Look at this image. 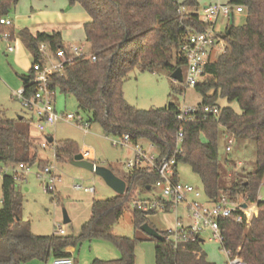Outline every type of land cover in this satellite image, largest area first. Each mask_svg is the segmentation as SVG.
Here are the masks:
<instances>
[{"label": "trees", "instance_id": "obj_1", "mask_svg": "<svg viewBox=\"0 0 264 264\" xmlns=\"http://www.w3.org/2000/svg\"><path fill=\"white\" fill-rule=\"evenodd\" d=\"M70 6L79 5L90 21L83 26L85 42L90 54L65 64L62 71L50 77V90L72 96L82 118L89 124H98L106 136L121 138L128 135L131 144L146 141L159 157L188 165L199 178L204 195L210 201L220 196L236 200L238 196L256 203L259 214L248 225L237 224L234 217L221 218L218 226L222 241L220 249L228 259L240 258L243 264H264V202L257 201L264 188V0H230L234 7H242L245 22L241 26L228 25L225 47L216 59L204 68V79L195 85L201 102L185 122L179 120L180 109L169 104L163 109L137 110L128 105L123 85L133 70L153 72L160 69L171 75L184 62L180 47L187 29L203 32L207 25L200 22L196 0H66ZM19 0H0V19L6 17ZM186 13L180 16L179 8ZM13 35L12 27L0 25V36ZM21 42L30 52L34 63L43 56L39 45L47 43L49 51L67 55V46L61 34L19 33ZM92 57L95 60H92ZM183 71V70H182ZM32 68L23 77L22 88L29 96L35 91ZM55 97V96H54ZM224 101L227 106L221 107ZM235 103L237 113L231 104ZM216 108L218 116L205 113V108ZM192 117V120H191ZM31 121L20 117L6 119L0 114V164L29 167L38 162L41 170L48 163L38 161L37 148L30 135ZM181 131L182 142L176 147V136ZM221 137L254 140L256 169L230 187H220L218 145ZM54 142V141H53ZM72 143L61 142L55 149V158L74 150ZM126 191L103 201H93L88 222L79 238H110L122 256L118 260H94L91 264H135V247L139 239L118 238L111 229L119 222L125 206L140 200L155 182L153 175L143 170L130 171L123 178ZM0 209V264L46 263L50 258L71 257L79 238L35 236L20 216L21 193L13 176L2 179ZM148 216L133 210V226L139 230ZM165 238L169 230L160 233ZM156 264H215L208 260L204 241L192 236L176 245L172 240H153Z\"/></svg>", "mask_w": 264, "mask_h": 264}, {"label": "rangeland", "instance_id": "obj_2", "mask_svg": "<svg viewBox=\"0 0 264 264\" xmlns=\"http://www.w3.org/2000/svg\"><path fill=\"white\" fill-rule=\"evenodd\" d=\"M31 1V0H30ZM184 1V0H180ZM41 7V16L37 18V13L29 3L19 0L12 8L7 18L19 13L18 27L14 32V40L10 43L14 51L6 53V43L0 41V114L6 119L15 120L19 117L26 121H31V115L25 111L15 94L22 89V77L29 76L33 65V58L30 52L21 42L19 33L27 30L35 35L37 28L56 31L61 34L62 43L65 46L72 44L76 47H84V53L90 54V46L85 42L83 25L87 21L86 12L79 6H70L66 0H45ZM198 3V14L202 17L203 8L209 5H228L230 0H196ZM38 9V7H36ZM40 9V8H39ZM39 20V21H38ZM245 22V13L234 14L233 25L241 26ZM13 23V21H12ZM229 20L218 17L215 31L218 35H224ZM222 44L225 46L224 41ZM217 56H212L216 59ZM184 77V66L182 68ZM182 77V78H183ZM124 99L128 105L137 110L163 109L169 104H173L182 109L195 108L200 102V95L194 88L185 87L182 83L173 81L170 74L157 69L153 72H141L133 70L129 73L123 85ZM221 107L227 106L226 102L220 103ZM237 113L238 106L230 105ZM55 108L59 113L72 114L75 117L81 114L75 99L72 96H64L59 93L55 95ZM30 135L32 141L40 139V134L35 129L34 124L30 125ZM44 137H52L53 143L47 148H42L34 144L37 148V159L48 163L60 182L55 183V190L46 192L45 187L48 176L42 173L38 162L29 166L28 171L19 175L16 188L21 193L22 208L21 219L29 225L30 232L35 236H51L60 227L63 236L79 238L82 227L90 218V211L93 201H103L116 196V194L105 184L99 176L72 166L69 161L75 155L69 151L62 155L61 160L55 158V149L61 142H71L74 150L83 155L85 161L104 167L117 177L124 178L128 174L125 163L133 158V146H114L113 141L118 138L106 136L98 124H90L85 131L78 126L75 121L68 123L58 122L54 127L47 128ZM232 139L230 151L226 148L228 140ZM145 149H149L146 141L138 143ZM150 152L157 153L155 148ZM218 161L220 173V187L222 189L230 187L248 173L256 169V144L254 140L235 139L231 137H221L218 145ZM178 181L189 184L200 192L199 201L208 203L204 195L199 178L192 172L188 165L177 164ZM78 186L79 188H76ZM85 188H91L93 193L84 192ZM2 181L0 180V209L2 197ZM156 196L160 192L155 189ZM142 198L149 197L144 193ZM241 199L240 196L236 200ZM257 201L264 202V188L259 189ZM63 211L66 212L69 223L63 224ZM180 218L184 226L189 225L187 212L184 206L176 207L167 213H157L148 216L147 224L161 233L168 229H173ZM111 235L118 238L139 239L135 247V264H156L154 260V243L145 233L137 231L133 226V209L131 203L125 206V210L119 222L111 229ZM204 241L203 250L209 261L215 264H229L227 255L220 249L218 241L214 240L213 233L205 229L200 234ZM122 256L120 250L110 238L80 239L72 250L74 264H91L94 260L113 261ZM33 264H45L32 261ZM27 264H32L31 262Z\"/></svg>", "mask_w": 264, "mask_h": 264}, {"label": "built area", "instance_id": "obj_3", "mask_svg": "<svg viewBox=\"0 0 264 264\" xmlns=\"http://www.w3.org/2000/svg\"><path fill=\"white\" fill-rule=\"evenodd\" d=\"M178 1L180 2V0ZM178 13L180 16H183L186 13V9L180 7ZM243 13L244 9L242 7H234L230 4H214L203 9V18H200L198 14L200 22L206 24L207 28L203 32H193L187 29L186 37L180 47V55L184 62V77H182L185 87L194 88L195 85L201 82L205 77V66L215 60L212 59V56H218L224 50L225 46L220 39L221 35H218L215 31L218 17L222 16L229 20L231 14L234 16V14ZM0 25L10 28L13 26V23L11 19L4 17L0 19ZM0 41L6 43L8 53L13 52L14 49L10 45L13 41V35L10 32L3 33L0 36ZM39 52L43 56V60L40 63H34L32 65L34 83H36L35 91L33 94L26 96L22 88L15 94V97L20 102L22 108L31 115V122L41 136L40 140H36L33 143L42 148H47L49 145V137H44L43 134L47 128L54 127L58 122L68 123L75 121L85 131L90 126L78 114L75 117L72 114L59 113L55 108V94L50 90V77L54 73L62 71L65 64L71 63L78 58L87 57L88 55L84 53L83 46L67 47V55L62 51L53 54L49 51L47 43H41L39 45ZM92 60L94 61L95 58L92 57ZM195 111L196 108L182 109L180 110L178 118L181 122H185ZM204 112L212 114L215 117L218 116V110L216 108L207 107L204 109ZM181 142L182 133L179 131L176 136L177 151ZM232 142V139L228 140L229 146L226 148L227 152L230 151ZM112 144L121 147L133 146V158L125 163L128 172L143 170L156 178L146 193L149 197L145 199L141 198L131 203L133 210L150 216L157 213H167L179 206L185 207L187 219L190 224L184 226L179 218L175 227L169 230L171 235L165 238L172 240L175 245L178 242L186 241L187 238L192 236L200 237V234L205 229L211 230L214 240L220 244L222 236L218 226L219 219L233 216L237 224L248 225L259 214L260 208L256 203L247 202L242 198L231 200L225 196H220L213 202L208 199V203L200 202V192L197 189L189 184L180 183L175 178L176 160L174 156L160 158L158 153L153 154L150 152V149L154 148L151 145H149V149L147 150L138 143L131 144L128 135L118 138ZM87 156V152L83 154V158ZM93 165L94 167L96 166L95 164ZM24 171H28V167H25L24 164L14 166L0 164V180L2 181L3 177L9 174L17 182L20 178L19 175L22 178ZM42 173L48 176V182L45 187L46 192L54 191L55 183L60 182V178L54 175L51 166H46ZM76 188L79 187L76 186ZM155 189L160 192L159 196L153 193ZM84 192L93 193L94 190L85 188ZM242 205H245V208H242ZM56 234L63 236V231L60 227ZM50 264H74V262L71 257H61L54 258ZM229 264H243V262L240 258L236 257L229 260Z\"/></svg>", "mask_w": 264, "mask_h": 264}, {"label": "water", "instance_id": "obj_4", "mask_svg": "<svg viewBox=\"0 0 264 264\" xmlns=\"http://www.w3.org/2000/svg\"><path fill=\"white\" fill-rule=\"evenodd\" d=\"M229 25H233V15L231 14L229 16ZM229 31H226L224 35L220 36V39L224 41L226 37L228 36ZM170 78L173 81L182 83L183 78H182V69L178 68L175 71H173L170 75ZM48 143L52 144L53 143V138H48ZM69 163L72 166L87 170L100 178L105 182V184L116 194V196H123L126 191V182L122 180L121 178H118L111 172V170L104 168V167H99L93 165V163H90L88 161H85L83 159V155L78 154L75 155L73 158L70 159ZM149 189V188H147ZM242 208H245V205H242ZM69 223V218L66 214V212L63 211V224ZM140 231L145 233L149 238L153 240H157L160 242L165 241V237L162 236L159 232H157L155 229L151 228L147 223L143 224L140 228ZM203 241V240H200Z\"/></svg>", "mask_w": 264, "mask_h": 264}, {"label": "crops", "instance_id": "obj_5", "mask_svg": "<svg viewBox=\"0 0 264 264\" xmlns=\"http://www.w3.org/2000/svg\"><path fill=\"white\" fill-rule=\"evenodd\" d=\"M23 1H25L26 3H29L30 4V6H32V8L37 12V13H40L39 15H37V18L39 17V16H41L43 13L41 12V7L43 8V5L46 3V2H44L45 0H23ZM210 6V5H209ZM36 7H38V9L36 8ZM208 6H205L203 9H205V8H207ZM40 8V9H39ZM87 14V13H86ZM18 16H19V13H17V11H15L14 12V14L13 15H11V16H9L8 18L9 19H11L12 21H13V26H12V31H13V34H14V32H16L18 29H19V27H18V21H20L19 20V18H18ZM87 21L84 23V24H86V23H88L89 21H90V18H89V16L87 15ZM39 19V18H38ZM39 21V20H38ZM84 26V25H83ZM40 27H38L37 28V33H46V34H51V33H53V32H56V31H53V30H49V32H48V30L47 29H39ZM13 38H14V35H13ZM14 40V39H13ZM70 46H74V45H72V44H69L67 47H70ZM7 48V47H6ZM14 51V50H13ZM6 53L7 54H11V53H8L7 52V50H6ZM13 53V52H12ZM22 82H23V77H22ZM124 95V94H123ZM30 115V114H29ZM20 118V117H19ZM31 119V118H30ZM40 138H41V136H40ZM50 138V137H49ZM52 138V137H51ZM38 140H40V139H38ZM118 178H120V177H118ZM122 180H123V178H121ZM188 220V219H187ZM189 221V220H188ZM190 223V222H189ZM168 230H170V229H168ZM72 250H73V248H69V249H67V252L68 253H70L71 254V258H72ZM73 259V258H72ZM53 260V258H50L45 264H50L51 263V261ZM73 262H74V260H73ZM32 264L34 263V262H31Z\"/></svg>", "mask_w": 264, "mask_h": 264}]
</instances>
